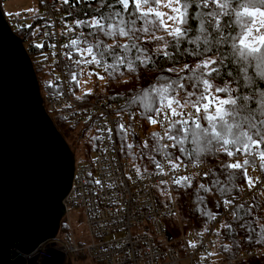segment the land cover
Wrapping results in <instances>:
<instances>
[{"label":"snow or ice","instance_id":"1","mask_svg":"<svg viewBox=\"0 0 264 264\" xmlns=\"http://www.w3.org/2000/svg\"><path fill=\"white\" fill-rule=\"evenodd\" d=\"M58 2L69 9L87 6L82 15L67 11L60 21L63 25L60 35L67 40L60 45L65 50L61 55L69 62L63 68L69 73L70 83L78 87V77L85 73L107 83L119 82L118 77L125 73L139 78L140 69L155 72L147 87L112 98L124 100L115 112L114 127L109 126L104 112L100 113V119L94 120L92 115L85 118V124L92 121L88 131L94 127L97 133L89 138L93 147L107 141L114 152L118 140L120 150L133 161L147 159L154 166L149 172L148 167L134 163L135 179L129 175L128 180L136 183L152 175L161 177L153 186L169 200L175 198L165 186L192 189L197 211L206 222L218 221L217 212L208 209L206 202L208 196L215 197L214 206L222 207L245 231L246 241L264 244V222L256 212L264 207L256 202L257 196H264V0ZM47 27L53 28L54 24L47 23ZM39 31L33 29L32 35ZM43 35L52 39L56 33ZM46 43L41 41L32 46L39 50ZM47 47L55 49L57 45L47 43ZM40 55L48 60L46 53ZM89 67L93 70L89 71ZM54 72L52 68L49 75ZM59 79L57 76L56 80ZM45 87L52 89L50 97L64 96L59 83L48 80ZM72 94L75 96L74 91ZM91 94L92 89H88L75 99L86 102ZM125 115L130 122H124ZM141 121L157 129L148 133L142 143L135 140V124ZM108 150L102 149L105 153ZM210 159L218 163L201 171ZM189 169L197 171L179 175ZM249 169L259 174L252 176ZM107 174L110 176L111 172ZM85 185H90L91 195L97 197L105 188L116 187L114 182L95 178L91 171ZM247 193L253 194L251 202L241 201V195ZM109 203L119 201L109 199ZM233 222L219 221L215 235L235 233ZM206 231L207 227L197 236L202 237ZM233 246L223 244L221 250L231 252ZM188 247L195 250L198 244L189 241ZM215 255L218 253L209 252L201 260Z\"/></svg>","mask_w":264,"mask_h":264},{"label":"built area","instance_id":"2","mask_svg":"<svg viewBox=\"0 0 264 264\" xmlns=\"http://www.w3.org/2000/svg\"><path fill=\"white\" fill-rule=\"evenodd\" d=\"M36 3L41 11L40 14L33 16L28 14L11 15L6 22L13 32L24 28L28 22L36 20L37 16L42 17L40 20H43L44 24L40 41L57 45L55 49H52L47 47L46 43L45 48L42 49V52L48 55L46 62L51 66H47V78L59 83L64 92V96L60 98L49 96L52 89L48 90V94L40 95L42 107L54 127L58 122L67 127L83 130L87 136V144L93 146L89 142V138L97 133L94 127L91 132L88 131V128L92 126V121L85 124V118L92 115L94 120L100 119V113L104 112L108 116L109 126L114 127L117 121L115 112L123 103L81 102L75 99V96H78L77 92L69 82L68 71L63 68V64L69 62L61 55V52L65 50L60 48L61 44L67 42L66 38L60 35L63 27L60 21L64 16L59 12V8L63 5L58 0H36ZM46 22L53 23L54 27L48 28ZM52 31L56 33L52 39L43 35L44 32ZM53 52L56 53L55 57L52 56ZM54 60L59 63L54 64ZM52 68L55 69V72L49 75ZM57 76L60 78L59 81L56 80ZM84 76L86 73L78 79H83ZM73 91L75 96L72 94ZM65 104H71L72 108L64 107ZM108 105H112V107H108ZM82 109H87V111H82ZM137 119L139 120V118ZM123 120L130 122L127 115L123 117ZM135 128L136 139L141 143L143 139L147 138L148 133L157 130L150 128L143 121L135 124ZM105 147L109 149L107 153L102 151ZM114 147L116 151L113 152L112 146H109L105 141L97 148L92 147L88 156L83 155L82 152L75 156L71 151L74 161L73 176L70 188L62 200L63 220L68 231V240L54 238L40 244L33 252L24 256L26 263L33 260L32 264H73L75 260L83 259L94 264H217L210 257L205 261H202L201 257L214 251L213 233L219 220L227 213L224 210L219 211L217 213L218 221L204 226L201 230L204 231L205 227L208 228L202 237L197 236L198 232L187 234L180 232L177 238L165 234L162 218L168 215L177 218L175 200H169L166 195H163L166 197V202H162L160 196H156L157 188L153 185L161 177L152 175L150 179L137 180L136 183L128 180L129 175L133 179L136 176L133 164L121 157L118 140ZM94 160L96 163H93ZM217 163H206L200 170L207 171L208 167L215 166ZM89 171L95 178L101 179L105 183L114 182L116 187L111 190L105 188L99 192L98 197L92 196L91 186L85 185ZM109 171L111 172L110 176L107 174ZM152 171L153 169L149 170V172ZM192 171H197V169L182 170L179 175H186ZM165 187H168L173 195V185ZM252 195V193L241 195V201L251 202L249 198ZM109 199L117 200L119 203L110 204ZM71 213L78 214V222L83 224L86 240H76L71 236ZM189 241L197 242L198 247L195 250L189 248ZM256 255V251H243L236 253L235 261L249 259Z\"/></svg>","mask_w":264,"mask_h":264},{"label":"water","instance_id":"3","mask_svg":"<svg viewBox=\"0 0 264 264\" xmlns=\"http://www.w3.org/2000/svg\"><path fill=\"white\" fill-rule=\"evenodd\" d=\"M73 164L0 9V264H27L24 256L55 238Z\"/></svg>","mask_w":264,"mask_h":264},{"label":"trees","instance_id":"4","mask_svg":"<svg viewBox=\"0 0 264 264\" xmlns=\"http://www.w3.org/2000/svg\"><path fill=\"white\" fill-rule=\"evenodd\" d=\"M5 0H0V4ZM1 9V7H0ZM87 9L86 5H80L77 7V9H69L67 5H63L59 8V12L64 16V14L67 11H72L74 15H82V12ZM69 20L72 19V17L68 18ZM43 24L44 21L40 19L32 20L28 22L27 25H32V28H19L17 30H14L13 33L22 41V44L26 43V46L24 47L29 59L31 61L33 71L37 80L39 93L41 96H44L45 94H48V88L45 87L46 81H48L47 75L48 72L41 67V62H44L43 57L40 55V52H42V49H36L33 47L32 37L36 36L40 37L42 35L43 30ZM39 28L40 31L36 35H32L33 29ZM149 47H151L149 45ZM162 66L164 62L162 61ZM155 75V72L147 71L145 69L139 70V78H137L136 75H132L129 73H125L124 76L118 77L117 80H108L107 83H104L99 86L100 89L97 93H92L91 95L87 96L86 101H92V102H99V101H106V102H118V103H124L123 99H112L117 94H120L121 97L127 96L133 89H138L141 87H147L153 80V76ZM128 80L129 82L127 84H124L122 81ZM74 91L78 92V87L75 84H72ZM83 96V95H82ZM55 127L65 143L68 145L69 149L73 146L74 150L83 149L85 151V156L89 155V152L92 145L87 144L86 138L83 130H80L78 128H71L64 126L62 123H55ZM120 147V145H119ZM74 150H71L74 153ZM138 151V150H136ZM120 155L122 158H125L126 161L130 162L131 164H139L142 168L148 167L149 170H152L154 166L150 164V162L147 159H137L136 161H133L130 156H127L124 152L120 150ZM218 162L215 159H210L209 163H216ZM173 196L175 198V205L176 208L183 217V219H186L188 221V226L186 229L191 232H199L203 229L204 226L212 223V222H206V218L202 217L200 213L197 211V205L194 203L195 200V193L192 189H188L187 191L183 189H177L173 185ZM209 197V196H208ZM208 197L206 198V202L208 205V209L210 208V202ZM215 198V197H214ZM216 199V198H215ZM257 203L264 204V196H257L256 197ZM219 211H223V208L220 207ZM257 214L261 217L262 222H264V207L258 208L256 210ZM219 221H227V222H233L232 218L225 214ZM234 228L235 233L229 234L227 232H222L220 237H217L215 235V232L213 233V243H214V253H218V255H215L219 257L222 260L223 264H264V244H256L253 241H246L245 240V231L241 230L238 225H236L234 222ZM64 227H60L61 230H64ZM219 227V222L218 226ZM252 227H256L255 224L252 225ZM259 230V229H257ZM223 244H232L234 245L231 252H223L221 250V245ZM238 244L239 247H236L235 245ZM243 251H256L257 254L260 251L262 255H256L249 259H244L240 261H235V255L236 253H240ZM230 260H234V262H228Z\"/></svg>","mask_w":264,"mask_h":264},{"label":"rangeland","instance_id":"5","mask_svg":"<svg viewBox=\"0 0 264 264\" xmlns=\"http://www.w3.org/2000/svg\"><path fill=\"white\" fill-rule=\"evenodd\" d=\"M0 7H1V12H2L5 20H8L11 15L28 14L29 16H33V15H38L41 13L39 7L37 6L36 0H5L0 4ZM30 10H34V11H30ZM31 42H33V44L34 43H40L41 42L40 37H37V38H36V36L32 37ZM25 46H26V43L23 44V47H25ZM40 65H41V67H43V69L45 71H47V66H49V64L46 61L41 62ZM91 70H93V69L90 68L89 71H91ZM96 71H99V70L96 69ZM100 74L104 75L103 72H101ZM103 83H104V81L98 80L96 78V76H94V75L91 78H89V76L86 73V76H84L83 79H80V84L78 86L77 95L78 96L84 95V93L88 89H92V93H97L100 89L99 86H101ZM131 139L132 138H130V140ZM135 140H136V142H139L136 139V137H135ZM70 148H71L70 150H74L73 146H71ZM80 152H82V154L85 155V151H83V149H79V148H77V150H74V155L77 156ZM123 159H125V158H123ZM249 174L252 176L257 175L251 169H249ZM156 196H158V197L160 196L162 202H166V197H164L161 194V191L158 189H156ZM208 199L210 202L211 210L218 213L220 207L214 206L215 198L212 196H209ZM70 224L72 226V228H71L72 235L71 236H73L76 240H82V239L86 240V233H85L83 224L78 222V214L77 213H71L70 214ZM162 225H163L165 234L170 235L173 238H177L179 236L180 232H182L183 234L193 233L191 231H188V229H186V227L188 226V221L186 219H183L181 214H179L178 210H177V218L172 216V215L164 216L162 218ZM63 226H65V224H64L63 217H62L60 222H59L58 231L55 235V238L57 240H68L67 228L64 227V230L60 229V227H63ZM258 255L259 256L262 255L261 251H260V254L258 252L257 256ZM210 258L213 262H215L217 264H223L222 260L217 256H212ZM228 262H234V260H230ZM73 264H94V263L89 262V261H85L83 259H78V260H75L73 262Z\"/></svg>","mask_w":264,"mask_h":264},{"label":"bare ground","instance_id":"6","mask_svg":"<svg viewBox=\"0 0 264 264\" xmlns=\"http://www.w3.org/2000/svg\"><path fill=\"white\" fill-rule=\"evenodd\" d=\"M33 256H31V258H32ZM33 259V258H32ZM32 262H33V260L32 261H30V262H27V264H32Z\"/></svg>","mask_w":264,"mask_h":264}]
</instances>
